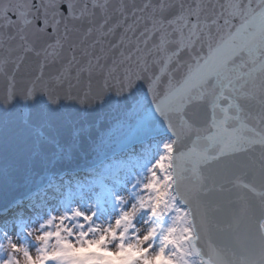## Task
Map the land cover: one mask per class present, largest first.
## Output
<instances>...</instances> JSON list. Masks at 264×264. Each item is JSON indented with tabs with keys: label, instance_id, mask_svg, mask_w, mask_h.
Returning <instances> with one entry per match:
<instances>
[{
	"label": "snow or ice",
	"instance_id": "6c2138e0",
	"mask_svg": "<svg viewBox=\"0 0 264 264\" xmlns=\"http://www.w3.org/2000/svg\"><path fill=\"white\" fill-rule=\"evenodd\" d=\"M0 264H264V0H0Z\"/></svg>",
	"mask_w": 264,
	"mask_h": 264
}]
</instances>
